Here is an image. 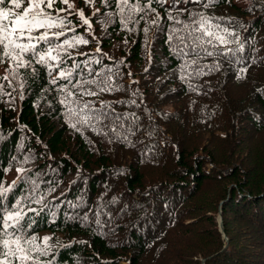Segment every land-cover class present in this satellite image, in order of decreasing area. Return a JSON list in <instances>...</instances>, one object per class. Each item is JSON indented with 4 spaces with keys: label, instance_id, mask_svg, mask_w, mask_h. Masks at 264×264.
I'll return each mask as SVG.
<instances>
[{
    "label": "trees",
    "instance_id": "obj_1",
    "mask_svg": "<svg viewBox=\"0 0 264 264\" xmlns=\"http://www.w3.org/2000/svg\"><path fill=\"white\" fill-rule=\"evenodd\" d=\"M193 2L154 3L158 25L146 23L154 13L90 31L75 19L60 41L89 43L61 54L70 81L51 83L35 61L11 87L0 81L12 93L0 95V180L16 181L0 208L23 198L36 209L25 231L42 247L51 238L37 264H264V0ZM100 9L118 12L113 0ZM190 13L229 43L206 55ZM93 79L112 91L84 85L99 95L74 100L100 119L81 124L60 89Z\"/></svg>",
    "mask_w": 264,
    "mask_h": 264
},
{
    "label": "snow or ice",
    "instance_id": "obj_2",
    "mask_svg": "<svg viewBox=\"0 0 264 264\" xmlns=\"http://www.w3.org/2000/svg\"><path fill=\"white\" fill-rule=\"evenodd\" d=\"M113 2L118 12H109L106 15L109 17L119 15L121 22L127 27L128 22L133 20L136 15L143 14L140 15L142 20L145 16L153 13L155 18L151 21H146V23L158 25L162 17L157 9L153 7V4L155 3L160 7H164L167 4L170 9L177 10L175 5L180 0H113ZM194 2L201 3V0H194ZM217 2L218 0H207L204 3V7H209ZM8 3L12 5L11 8L7 7ZM84 3L94 6L96 0H84ZM103 3L107 5L108 0H103ZM57 4L61 6L57 7ZM99 11L100 9L96 8L92 15L95 16ZM166 11L168 20L175 21L177 24L182 23L177 17L172 15V11ZM178 11L182 13L187 11V9L183 8ZM62 13H67V15H61ZM71 15L79 17L82 24L86 25L89 31L91 30V19L85 15L83 9L76 7L74 0H0V64H8V67L5 68V75L0 77V81H6L11 87L12 78L19 76L20 69L32 67L33 61L47 66L49 76L52 77L51 83L57 84L60 80L70 81L74 70L69 71L61 67L64 62L61 54L67 52L68 48L75 47L78 44L86 45L89 43L82 36H77L74 40L65 39L60 41V37L66 36L67 33L65 31H54V29L66 28L71 23L68 20V16ZM195 15H199V19L193 22L196 27L191 28L189 35L193 37L196 47L203 48L206 55L212 56L214 53L208 51L205 45H211L215 48L216 44L213 41H218L221 45H227L229 41L217 31H214V29L219 28V25H213L210 17L204 16L202 13H190V16ZM136 23H139V21H136ZM189 28L188 24H184V29ZM68 30L75 31V28ZM143 31L147 34L149 28L145 27ZM177 31L179 30L175 28L172 30L173 34ZM224 31L227 32V29ZM196 32H199L200 35L193 36ZM171 39L172 36L170 35L169 40ZM178 39L181 44L184 43L183 36H179ZM57 41L60 42L57 43ZM42 44L47 46L41 48ZM195 62V60L191 61V63ZM242 71H246V69ZM85 84H97V81L94 79L78 81L72 86L73 89H80L78 93L68 89L66 86L60 90L67 93L65 100H62L61 103L66 101L75 102L79 107V111L76 108H70L69 112L72 115L79 116V123L87 125L93 119L99 121L100 116L93 117L91 115V112L95 109H93L89 101L81 104L79 100H74V98L77 95L81 97L97 96L99 92L112 91V88L108 86L107 82H105L103 87L97 84L99 88V92H97L90 88H85ZM3 89L4 85L0 83V95L11 96L10 92L5 93ZM72 126L75 127L76 125L73 124ZM17 172L23 174L24 169L19 168ZM15 184L16 181H13L11 185L5 187L4 182L0 180V198L6 197ZM32 202L39 203L40 201ZM25 208H27V211H25ZM35 211L36 209L29 207L23 198L17 200L11 208H0V213H2L0 215V264H37L38 258L34 254H47L48 241L51 238L45 237L43 240L44 246L42 247L37 243L38 238L35 235L29 236L27 234L25 231L26 226L23 224L28 213ZM27 227H30V224Z\"/></svg>",
    "mask_w": 264,
    "mask_h": 264
},
{
    "label": "rangeland",
    "instance_id": "obj_3",
    "mask_svg": "<svg viewBox=\"0 0 264 264\" xmlns=\"http://www.w3.org/2000/svg\"><path fill=\"white\" fill-rule=\"evenodd\" d=\"M75 4H76L77 8L83 9L85 12V15L91 19L92 28L98 27L99 30H103L112 20V16L111 17L107 16L106 13H104L102 11V9H100L101 0H96V4L94 6L86 5L84 3V0H81L80 2L77 1ZM60 6L61 5H57V7H60ZM96 8H99L100 11L95 16H93L92 13H93V11H95ZM61 15H67V13H62ZM73 17L75 19H77V23L74 26L79 25L82 27L83 24H82V21L79 20V17H77L75 15H71V16H68V20H71ZM75 19H74V21H75ZM74 21H72L70 24H68L66 28L71 27L74 24ZM62 30L63 29H54V31H62ZM6 67H8V64L6 66L2 67V69H1L2 75H5V68ZM11 96H12V93H11ZM14 97L16 98V96H14ZM89 102L91 103L92 100H89ZM95 103H97V102H95ZM17 105H19V103ZM208 165H211V164H208ZM217 216H218V214H217ZM216 219H217V217H216ZM203 260H202V262H203ZM122 264H127V263L122 262ZM188 264H194V263L189 262Z\"/></svg>",
    "mask_w": 264,
    "mask_h": 264
},
{
    "label": "water",
    "instance_id": "obj_4",
    "mask_svg": "<svg viewBox=\"0 0 264 264\" xmlns=\"http://www.w3.org/2000/svg\"><path fill=\"white\" fill-rule=\"evenodd\" d=\"M217 220H218V223H219L218 224L219 225V229L223 232V236H225V234H224V228H223V225H222L221 215L218 216Z\"/></svg>",
    "mask_w": 264,
    "mask_h": 264
},
{
    "label": "bare ground",
    "instance_id": "obj_5",
    "mask_svg": "<svg viewBox=\"0 0 264 264\" xmlns=\"http://www.w3.org/2000/svg\"><path fill=\"white\" fill-rule=\"evenodd\" d=\"M194 3V2H193ZM195 4V3H194ZM204 4V3H203ZM196 10H198V9H196ZM110 56V55H109ZM75 74H76V72H75Z\"/></svg>",
    "mask_w": 264,
    "mask_h": 264
}]
</instances>
